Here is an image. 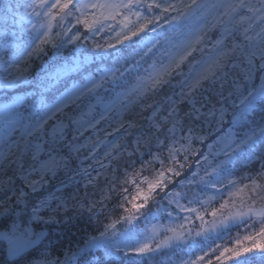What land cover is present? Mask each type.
I'll use <instances>...</instances> for the list:
<instances>
[{"label":"snow or ice","instance_id":"snow-or-ice-1","mask_svg":"<svg viewBox=\"0 0 264 264\" xmlns=\"http://www.w3.org/2000/svg\"><path fill=\"white\" fill-rule=\"evenodd\" d=\"M52 50L35 118L0 103L9 260L264 264V0H0V87ZM59 218L99 234L33 259Z\"/></svg>","mask_w":264,"mask_h":264},{"label":"clouds","instance_id":"clouds-1","mask_svg":"<svg viewBox=\"0 0 264 264\" xmlns=\"http://www.w3.org/2000/svg\"><path fill=\"white\" fill-rule=\"evenodd\" d=\"M81 51H88L85 49H82ZM92 55H101V54H95L92 53ZM55 57V59H53ZM16 58L10 56L4 57L0 56V81L6 80L10 73H11V64L14 62ZM63 57H58L56 55L55 50H52L49 52L48 55L43 56L41 59L35 60L33 62L32 68L30 69V75L28 82H18L15 89H8L6 87H0V103H3L10 99L9 93H21L27 96L28 103L21 109L23 114L26 117L35 118L37 113L34 111V108L37 106L40 95L42 93V89L40 87V84L45 80L48 73L52 70V66L56 60H62ZM104 60L103 56L101 60H98L97 63H102ZM109 63H112V61H108ZM60 91L62 90H56L51 91L49 93H46L45 95L49 96L50 98L54 99L56 96L60 94ZM228 107H231L230 104H227ZM259 122V121H258ZM199 130V129H197ZM215 137H210L209 143L213 142ZM207 151V149H205ZM151 172L147 171L146 175H150ZM3 197L0 196V199ZM167 205V194L166 193H158L155 197V200L153 201L151 205V210L148 212V215L155 218L157 216H164L165 212L163 211V208ZM160 208L161 211L157 212V209ZM30 216L29 211H25L22 213L21 217H16L15 213L11 215L10 218H7V223H3V221L6 219L5 217H0V231L7 230L11 227L13 222L19 223L21 226V230L23 226L27 223L28 217ZM77 220L80 221V224H83L84 221L80 220L79 217H77ZM66 222L71 224H76V221H65L63 218H59L58 223L54 224H46V223H40L39 227L36 228L34 226V231L39 233L43 232L44 235L40 238L38 241L37 247H39L40 251L38 252L37 256L33 259H39L41 258L45 252H50L54 246L59 245L58 240H56L54 237L56 236L57 229H59L61 226H64ZM101 227V221H89L88 225V231L87 233L81 232V235L78 236L75 243H83L87 239V235L92 234V232H96L98 235V229ZM77 231H79V228H77ZM0 264H14V261L9 260L6 253V246L4 243L0 244ZM25 264H32V261H26Z\"/></svg>","mask_w":264,"mask_h":264},{"label":"trees","instance_id":"trees-1","mask_svg":"<svg viewBox=\"0 0 264 264\" xmlns=\"http://www.w3.org/2000/svg\"><path fill=\"white\" fill-rule=\"evenodd\" d=\"M53 59H55V57ZM129 187H131V186H129ZM78 227H79V225L66 222V224L64 226H61L59 229H57V233H56V236L54 238L56 240H58L59 245L62 243L68 244L69 242H75L77 240L78 236H80L81 232H82V231H77ZM213 235H214V238L217 236V234H213ZM220 235H222V234H220ZM233 235H235V233H233ZM2 243L3 242L0 241V244H2ZM0 246H2V245H0ZM128 264H135V262L129 261Z\"/></svg>","mask_w":264,"mask_h":264}]
</instances>
